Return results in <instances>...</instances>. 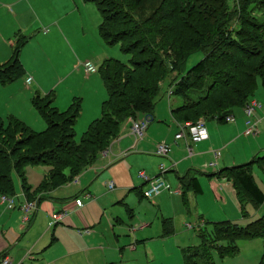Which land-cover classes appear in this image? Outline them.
<instances>
[{
	"label": "crops",
	"instance_id": "obj_1",
	"mask_svg": "<svg viewBox=\"0 0 264 264\" xmlns=\"http://www.w3.org/2000/svg\"><path fill=\"white\" fill-rule=\"evenodd\" d=\"M89 3L83 0H0V65L9 63L16 45L21 44L18 59L24 70L13 81L0 83V87H8L7 94L13 90H29L25 84L27 76L32 78L37 90L47 94L54 85H45L43 80L58 78L65 92L64 107L56 105L57 93L54 105L65 110L76 97H72L65 81L77 71V79L80 77L93 92L98 87L101 100L106 98L104 83L95 73L98 64L108 58L103 55V48L110 45L99 36L100 12ZM53 60L65 63L57 78L45 73ZM83 61H91L96 72L83 68ZM22 76V82L16 84ZM72 84L73 77L70 86ZM257 91L261 97L253 98L259 104L257 131L251 135L254 138L248 145L242 139L246 128L242 109L232 113L230 122L205 121L206 140L192 142L187 137L175 140L179 129L168 100L169 105L159 110V118L152 111L153 120L134 149L130 147L134 137L129 125L125 124L111 141L109 154H102L97 163L79 174L77 182L71 181L48 191L29 184L30 189L26 191L20 183L21 193L15 192L17 202L25 197L33 198L36 207L24 224L18 207L8 210L0 203L4 210L0 222V256H9L12 264H185L183 251L193 245L188 243L191 230H196L199 223L222 220L227 213L231 220H238L242 210L248 221L254 220L252 215L257 209L261 210L264 202L255 205L248 200L242 205L232 181L217 173L223 168L251 161L252 177L264 192V180L257 182L253 174V168L258 167L264 175V91L261 87ZM30 96L27 99L30 100ZM238 111L240 119L234 116ZM159 141L171 147L165 157L155 154V144ZM123 150H127L125 155H121ZM216 150L220 152L216 159L217 169H211L208 163L214 160L213 151ZM160 164L165 168L162 176L167 187L150 199L145 197L144 190L149 180L160 174ZM139 170L146 178L138 176ZM193 177L197 178L201 189L198 194L191 185L180 182L182 178L187 181ZM108 182H112V188H108ZM209 185L212 198L207 194L205 199V193L211 191ZM75 199L81 200L82 205L76 207ZM62 209H67V216L48 225L50 213ZM191 209L194 220L184 221V228H178L177 218L182 222ZM40 210L43 215L38 213ZM166 218H170L171 223L167 232L164 230ZM258 260L253 258V264Z\"/></svg>",
	"mask_w": 264,
	"mask_h": 264
},
{
	"label": "trees",
	"instance_id": "obj_2",
	"mask_svg": "<svg viewBox=\"0 0 264 264\" xmlns=\"http://www.w3.org/2000/svg\"><path fill=\"white\" fill-rule=\"evenodd\" d=\"M83 1L97 7L101 16L99 36L107 45L120 44L121 50L131 56L129 65L105 58L98 66L107 97L100 116L79 141L74 138L81 112L79 98L67 109L59 110L52 106V92L44 98L35 96L32 104L46 123L43 132H35L11 117L4 126L0 118V194L16 196L13 172L28 191L25 168L29 165L48 167L38 190H52L73 181L97 163L119 135L122 123L143 118L148 112L152 115L160 92L159 81L169 74L170 67L182 71L175 91L182 94L184 101L178 107L170 102L177 122L194 118L228 122L225 117L233 116L235 110L253 100L259 87L264 91V20L252 14L254 8L264 10V0L247 1L253 5L251 14L246 4L230 11L227 0ZM233 19L238 22L237 28H233ZM20 46L16 45L9 63L0 65L1 84L23 74L18 59ZM233 50L239 54L238 64L229 63ZM193 53L200 54V59L189 67L186 62ZM197 80L201 92L192 99L185 86L195 91L191 87ZM205 97L208 106L202 109L200 100ZM189 98L193 102H188ZM217 174L232 181L242 205L248 200L255 205L264 202V192L251 174V161L223 168ZM182 179L181 184L191 185L197 194L201 192L197 178ZM241 212L245 214L244 210ZM164 222L167 232L170 218ZM197 230L199 243L183 251L184 263L214 264L213 250L220 258L231 257L239 251L238 240L264 238V214L243 227L231 221H206ZM195 258L199 261L195 262ZM257 264H264V243Z\"/></svg>",
	"mask_w": 264,
	"mask_h": 264
},
{
	"label": "rangeland",
	"instance_id": "obj_3",
	"mask_svg": "<svg viewBox=\"0 0 264 264\" xmlns=\"http://www.w3.org/2000/svg\"><path fill=\"white\" fill-rule=\"evenodd\" d=\"M247 1H249V0H227L228 9L230 11H232L233 9L238 8V6H241V4H243V5L246 4L247 10L251 14V8H253V5H251V3L247 4ZM89 4H90V6H92L93 8L96 9L94 4H92V3H89ZM97 14L99 16V13H97ZM252 14H254L258 20H260V21L264 20V10H257V8H254L252 11ZM98 16L96 15L95 19ZM232 23H234L233 28H237L239 26L238 22H236L234 19L232 20ZM234 51L235 50L232 51L233 52V53H231L232 57L230 58V61L229 60L228 61L231 64H235V63L238 64L239 62L236 60V57H238L239 54L237 52H234ZM102 52H103V55L107 56L108 58H115V59L121 61L122 63L129 65V59L131 56L127 53H124L121 50L120 44H113L110 46H105L103 48ZM199 56H200V54H198V53L191 54L189 56V59L186 62L187 66H189V65L191 66L193 63L198 61V59H200ZM64 65H65V63H57L56 61L53 60L51 67L47 68V70H45V73H47L49 75H53L57 78L58 75L62 74V70H63ZM98 66H99V64H98ZM98 66H97V72L95 74H96V76L99 77L100 74H98L99 73L98 72ZM83 68H84V66H83ZM81 71L85 72V70H81ZM77 73L78 72L75 71L70 76V78L67 79L65 82H67L69 90L72 91V94H73L72 97L76 96L75 98H79L80 105L82 108L81 115L79 116L77 123L75 125V136H74V138L76 141H79L81 139L83 133L87 130L89 125L92 123V121L100 116L102 102L106 98L104 100H101L102 96H100L98 93L99 92L98 87L93 92L87 83L84 84L82 82L80 77L78 79L76 78ZM181 74H182V71H178L175 68L172 69V67H170L169 74L166 77H164L161 81H159L160 92H159V96L156 98V102H155L156 105L154 106V112L157 114L158 118H159V110H162V107H164V106L167 107L169 105L168 100H170V102H172L171 105H173L175 107L182 105L184 98L180 92L175 91V89L177 88L178 80H179ZM23 76H22V78L17 79L15 81L16 84L22 82L21 79H23L25 77V76L24 77ZM27 77H30V76H27ZM62 77H65V76L63 75ZM72 77L74 78V84H72V86H70V81H71ZM75 78L77 79V81H75ZM31 81H32V78H31ZM31 81L28 83L25 79V84H27V86H29V88H30L29 90L28 89L27 90L23 89L22 91L21 90H13L7 94L5 90H7L6 88H8V87H5V88L0 87L1 88L0 89V118H1V121H2L4 126L8 125V119L11 117L14 119H18L19 121L21 120V122H23L26 126H29L35 132H43L46 129V123L42 119V117L40 116V114L37 112V110L35 109V107L32 104V99L35 96H40V97L44 98L48 95V93L50 94L52 92L53 98L55 95V99L53 100V98H52V100H53L52 105L55 106L54 102L56 101V93H57L59 95V98H58V101L56 102V105H58L59 107H64L63 96H64L65 92L62 91V87H63L62 80H60L58 78L52 79V80L47 79V78L44 79L43 82L45 85H51V84L54 85L53 89L48 90L47 94H46V92H44L42 90H40V91L37 90V85L33 81L32 82ZM81 82H82V84H81ZM208 84L209 83L207 82V85ZM185 87H186V90L188 91V93H186V94L188 96H190L192 99H196L197 96L199 95V93L201 92L200 91L201 90L200 83L198 80L196 81V83H194V87L190 86L191 88H195V91H193V89L192 90L189 89V87H187V84ZM104 92H105V95L107 97V94H106L107 92L105 91V89H104ZM29 95H32V96H30V100H29V98L27 99V96L29 97ZM255 96H257L259 99L261 98L258 94H256ZM192 99L189 98L188 102H190ZM206 101H208V99H206V97L204 100L203 99L200 100V103H201L200 108L205 109L206 106H208ZM191 102H193V100ZM55 107H57V106H55ZM240 109L243 110V108H240ZM29 110H30V112H29ZM149 113L150 112L146 113L145 115H151ZM244 115H245V113H244ZM93 116H94V118H92ZM234 116L236 118L240 119L241 113L238 111L237 113H234ZM254 116H255V118L258 117V115L256 116V114ZM194 119H196V120H192L191 123H197V122H201V121L204 122L206 120L204 118H194ZM246 119L247 118L245 115V120H244L245 126H246ZM152 120H153V116H152L150 123L152 122ZM135 121H136L135 119L131 118V122H129V119H128L124 123H122V125H121V128L125 124H126V126L129 125V132L131 133V135H133V137L135 136L134 137V144L133 145L131 144L132 146H130L133 149H134L135 143L143 137L144 132L147 128V126H146V128L142 131V135H140L136 132H132L131 129H132L133 123ZM187 122H189V121H185V122L184 121H180V122L178 121L177 122L178 129L181 126L183 127L184 123H187ZM249 136L250 137L243 135V137H242V139L246 145H248V143H251V139L254 138L251 135H249ZM186 141H189V140H186ZM164 146L169 147L170 145L165 141L157 142L155 144V154L158 156H161V157H165L166 154H161V153L157 152L158 148L164 149L165 148ZM109 150H110V147L108 146L107 150H105L103 154L104 155L106 153L109 154L108 153ZM170 150H171V147H170ZM126 152H127V150H123L121 155H125ZM160 165H159V173H161L162 172L161 169H163V167ZM208 165H209V163H208ZM215 165L214 166L209 165L210 166L209 168H211V169L216 168L217 169V166H215ZM205 170L209 171L206 168H205ZM139 171H142V170H139ZM47 172H48V167H46V166H40V165L39 166H32V165L27 166L25 168V175H26L27 183L29 185H33V186L37 185L38 186L46 178ZM253 174L255 175L257 182L261 183L260 180H262V179L264 180V175L261 173V171L258 167L253 168ZM11 176L13 179L14 191L16 193L17 192L21 193L20 180H19L18 176L14 172L12 173ZM138 176L141 177L140 175H138ZM201 176H205V175H201ZM206 178H208V177H206ZM153 182H154V179L152 181L148 182L147 189H149L152 186ZM209 188L211 190L210 185H209ZM147 189H145V190H147ZM145 190H144V192H145ZM211 193H212V190L210 192L208 191V193H205L204 198L205 199L208 198L207 194H209V196H211V198H212ZM218 195L220 196L221 193L219 192ZM243 197L246 198L244 195H243ZM147 201H149V200H147ZM262 206L263 207H261V210L257 209L258 212L253 214L251 219H255L259 216L261 217L262 214H264V205H262ZM224 208L227 210V207H224ZM239 209L241 210V208H239ZM3 211L4 210L2 208H0V218H1ZM251 212L253 213V209H251ZM38 213L40 215L44 214L42 210L38 211ZM188 215L189 216H186V215L184 216V220H182V222L179 221V219L177 218L178 228H180V227L184 228V221H193L194 220V218L192 217L193 216L192 209ZM233 217H236V214H234ZM2 218H4V216ZM2 218L0 219V222L2 221ZM230 218H231L230 214L227 213V215H225V218H222V220H218V221H231V222L236 223L237 225L242 226V227L246 226L249 222H251L250 220L248 221L247 215L242 213V212L239 213L238 220H231ZM243 219H245V220H243ZM243 222L245 224H240ZM200 224L201 223H199L198 227L199 226L201 227ZM175 226H176V224H175ZM196 226H197V224H196ZM206 228L208 230H211V226L208 224L206 225ZM185 229L189 230V228H185ZM196 230H194V229L191 230V237H190L191 242H188L189 244L192 243L193 245H196L199 243V238L196 236L197 235ZM263 243H264L263 237H260V238L256 237V238H251V239H241V240H238L236 243L238 248H239V252L236 256L220 258L217 255V253L213 250L212 251V260H213L214 264H249L250 263L249 259H251L250 264H253V258L254 259L256 257H257V259L260 258L262 248H263ZM194 261L198 262L199 259L195 258Z\"/></svg>",
	"mask_w": 264,
	"mask_h": 264
},
{
	"label": "built area",
	"instance_id": "obj_4",
	"mask_svg": "<svg viewBox=\"0 0 264 264\" xmlns=\"http://www.w3.org/2000/svg\"><path fill=\"white\" fill-rule=\"evenodd\" d=\"M83 65L87 71L96 72V67L95 65L92 64L91 61H85ZM26 81L29 83L31 81V77H27ZM258 106H259L258 102L255 99H253V100H249L243 107V112L245 113L247 118L246 128L244 131L245 135H255L257 131L256 125L258 123V120L253 119V117L255 110ZM151 119H152L151 115H145L143 118L138 120L135 119L136 121L133 123L131 129L132 132H136L142 135V131L146 128V126L149 125ZM225 120L230 122L231 120H233V118L232 116H226ZM185 137H187L192 142H198L208 139V131L204 122L201 121L197 123H191V121H189L187 123H184L183 127L181 126L178 132H176L174 138L175 140L182 141V139H184ZM164 147H165L164 149L158 148L157 152L167 155V153L170 151V146L169 147L164 146ZM186 147L189 151L191 150L188 145H186ZM219 155L220 152L218 150L213 151L214 160L212 162H209L210 166H214L216 164V159L219 157ZM160 166L163 167V169H161L162 172L159 175L152 178L151 180H149L152 181L154 179V182L152 183V186L149 189L146 188L147 190H145L144 192V195L147 198L151 199L153 195L157 194L161 189L167 187V184L162 177V173L165 171V168L163 165ZM138 175L146 178L143 171H138ZM73 182H77V177L73 179ZM107 185L108 188L113 187L112 182H108ZM16 199L17 198L14 195L0 194V203L3 204L4 207L8 210L18 207L21 212V220L24 224H26L30 220L32 210L36 207V202L35 200H28L26 198L21 202H17ZM74 202L76 207L82 205V201L79 199L77 200L75 199ZM66 216H67V209H62L61 211H57V212H51L48 225H53L57 221L63 220ZM0 264H12L10 257L7 255L0 256Z\"/></svg>",
	"mask_w": 264,
	"mask_h": 264
},
{
	"label": "bare ground",
	"instance_id": "obj_5",
	"mask_svg": "<svg viewBox=\"0 0 264 264\" xmlns=\"http://www.w3.org/2000/svg\"><path fill=\"white\" fill-rule=\"evenodd\" d=\"M163 177V176H162Z\"/></svg>",
	"mask_w": 264,
	"mask_h": 264
}]
</instances>
